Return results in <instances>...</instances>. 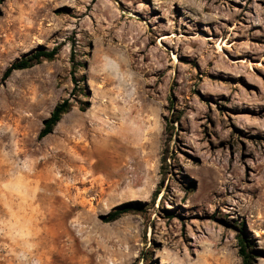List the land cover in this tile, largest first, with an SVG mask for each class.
I'll return each instance as SVG.
<instances>
[{"label":"rangeland","instance_id":"1","mask_svg":"<svg viewBox=\"0 0 264 264\" xmlns=\"http://www.w3.org/2000/svg\"><path fill=\"white\" fill-rule=\"evenodd\" d=\"M56 47L0 88V264H264V0H0V82Z\"/></svg>","mask_w":264,"mask_h":264},{"label":"trees","instance_id":"2","mask_svg":"<svg viewBox=\"0 0 264 264\" xmlns=\"http://www.w3.org/2000/svg\"><path fill=\"white\" fill-rule=\"evenodd\" d=\"M60 48L61 47H56L51 51H39L29 58L13 63L4 73L0 82V88L15 72L31 69L35 65L40 64L42 61L54 60L60 53ZM71 108L72 105L70 103V100H66L63 103L57 105L51 116L43 122L44 127L39 133L38 139L43 140L47 136L51 135L56 126L61 122L63 116L67 114L71 110ZM129 212V208L116 210L109 213L107 216H103L102 219L104 223H113L118 221L124 214ZM237 239L239 244V255L242 258L243 264H253V261L255 259L262 257L259 252H255L254 250L250 249L252 243L243 233V231Z\"/></svg>","mask_w":264,"mask_h":264}]
</instances>
